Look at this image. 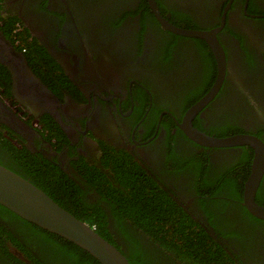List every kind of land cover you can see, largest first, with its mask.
<instances>
[{"label":"flooded vegetation","instance_id":"flooded-vegetation-1","mask_svg":"<svg viewBox=\"0 0 264 264\" xmlns=\"http://www.w3.org/2000/svg\"><path fill=\"white\" fill-rule=\"evenodd\" d=\"M155 4L174 27L217 30L221 80L208 42L165 29L148 0H0V164L78 219L101 212L109 237L100 235L131 264H264V220L244 205L256 151L208 140L264 146V0ZM22 156L54 174L24 171ZM116 172L165 190L158 232L113 202L132 197ZM255 202L264 206V173ZM0 215V264H93L79 249L75 260L74 244ZM165 231L170 245L156 239Z\"/></svg>","mask_w":264,"mask_h":264},{"label":"water","instance_id":"water-1","mask_svg":"<svg viewBox=\"0 0 264 264\" xmlns=\"http://www.w3.org/2000/svg\"><path fill=\"white\" fill-rule=\"evenodd\" d=\"M149 6L161 25L177 35L200 37L208 42L220 64H218L219 80L224 73V52L216 41L217 30L212 32L184 31L163 20L158 12L155 0H148ZM187 135L197 132L184 126ZM213 145L231 146L249 143L255 149L252 174L245 185L244 205L249 212L264 220V206L255 202V193L259 181L264 173V146L259 139L249 136L233 137L227 140L208 139ZM0 206L9 210L23 220L34 224L38 228L54 234L77 249L90 255L99 264H131L129 260L115 246L108 243L92 226L86 224L63 209L38 186L19 176L14 171L0 164Z\"/></svg>","mask_w":264,"mask_h":264},{"label":"trees","instance_id":"trees-1","mask_svg":"<svg viewBox=\"0 0 264 264\" xmlns=\"http://www.w3.org/2000/svg\"><path fill=\"white\" fill-rule=\"evenodd\" d=\"M24 42H25V45L27 47H29V48L33 47L32 43H29L27 41H24ZM28 53H29L28 60H30L31 62H35V65L32 66L33 72L37 75L42 76L41 73L39 72L38 60L34 59L31 50H28ZM20 153L21 152H19V154ZM26 157L22 156L21 158H23V159L20 158L22 161V168L24 171L28 170V172H30L32 170L31 171V174H32L33 168H34V169H36L35 173H38V174H40V173L41 174L43 173L44 175L45 174H54L52 171L50 172V171H45V170H42V171L38 170V164L33 163V162H36V160H33V159L27 160ZM27 161H29V162H27ZM8 167L11 168L10 166H8ZM116 177L118 179V182L121 183V185L123 182V185L127 186V189H129L131 191L132 197L126 198V202H121V201H117V198H115L114 195H111L113 202L121 205L120 206L121 209H122V207H124V211L130 220L135 221V223L136 222H142L144 224L147 223V225L152 230L153 225H155V223H156L155 220H156V216L158 214V210L162 209L163 207L169 208V203H168L169 197H168L167 193L164 192L165 190L157 187V185L154 184L153 181H146L145 177L142 175H140L139 179H138V177L134 176V174L132 172H127V173L124 172L123 175H122V173L116 172ZM102 178L104 179V177H102ZM109 200L111 201V199H109ZM55 202H57V201H55ZM59 204H62L65 208L67 207L66 205H64L62 200L59 202ZM7 211H8L7 209L0 206V214H4V212L7 213ZM204 211L207 213V209H204ZM75 215L78 216V214H75ZM100 215H101V212L98 211L97 218L93 219L90 217H85V216L83 217L82 216V219H80V220L89 224V225H95L98 229L99 234H101V235L106 234V236L109 237V235L106 233V230H102L100 225H99V224H101V225L104 224L103 223L104 218L100 217ZM164 220L169 221L168 218L164 219ZM185 220H186L185 217L179 216V219L177 220L178 224L176 225L178 230H180V231L184 230L185 223H186ZM23 222L26 226H28V227L31 226V224L28 223L27 221L23 220ZM187 222H188V227H189L190 226L189 219ZM155 228L157 229V232L160 230L158 225H155ZM178 230L172 231V233H173L172 237L173 238L175 237V239H179V240L181 239L183 241H186V239H188L189 237L184 235V232H179ZM42 232L45 235V238H47V240H51L53 238L52 234H50L49 232H47V231H42ZM166 232L167 231H165L163 234H159V236H157L156 239L159 238V240L160 239H162V241L165 240L166 243L168 245H170L173 242H171V240H168V238H167L168 232L167 233ZM125 237L127 239H130L129 241H130V244L132 245V247H136L137 244H139L137 241L138 239L136 237L129 236V235H126ZM59 240H61V239H59ZM74 249H76V248H74ZM128 251L131 254H135L134 252L130 251L129 249H128ZM73 255L75 256L74 258L76 261H77V259H81V256H82L81 253H79L78 249L73 251ZM85 257L89 262H91L93 264H98L97 262L93 261V259L90 258L88 255H85ZM212 263L217 264V263H221V262H218L215 260Z\"/></svg>","mask_w":264,"mask_h":264},{"label":"clouds","instance_id":"clouds-1","mask_svg":"<svg viewBox=\"0 0 264 264\" xmlns=\"http://www.w3.org/2000/svg\"><path fill=\"white\" fill-rule=\"evenodd\" d=\"M157 218V217H156ZM257 219H259V218H257ZM159 226V225H158ZM159 228H160V226H159Z\"/></svg>","mask_w":264,"mask_h":264}]
</instances>
